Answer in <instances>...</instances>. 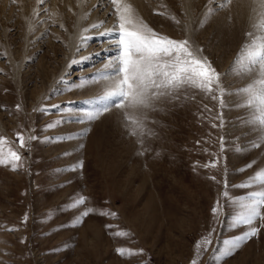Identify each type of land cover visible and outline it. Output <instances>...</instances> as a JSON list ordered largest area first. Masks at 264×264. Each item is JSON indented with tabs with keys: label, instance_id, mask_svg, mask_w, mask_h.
Wrapping results in <instances>:
<instances>
[{
	"label": "rangeland",
	"instance_id": "374dc122",
	"mask_svg": "<svg viewBox=\"0 0 264 264\" xmlns=\"http://www.w3.org/2000/svg\"><path fill=\"white\" fill-rule=\"evenodd\" d=\"M222 2L124 1L155 33L203 49L233 93L221 108L199 89H181L179 99L162 98L155 110H140L143 127L132 135L125 119L130 109L113 107L91 122L76 120L106 91V81H85L109 55L104 50L110 44L99 37L116 22L107 0H0V138H6L5 153L11 148L22 158L17 170L0 165V264H264L259 220L258 237L216 259L226 241L248 228L234 226L242 209L233 200L262 190L233 186L264 169V133L249 123L252 109L237 106L246 95L236 92L259 74H243L234 65L251 43L246 33L260 34L262 0H230L221 8ZM100 22L99 30L85 32ZM85 35L93 39L82 45ZM56 137L62 140L47 139ZM81 195L86 203L70 207ZM86 208L96 214L73 227ZM117 231L129 235H113ZM206 236L211 244L197 255L196 244ZM121 247L135 254L121 256Z\"/></svg>",
	"mask_w": 264,
	"mask_h": 264
},
{
	"label": "snow or ice",
	"instance_id": "6c2138e0",
	"mask_svg": "<svg viewBox=\"0 0 264 264\" xmlns=\"http://www.w3.org/2000/svg\"><path fill=\"white\" fill-rule=\"evenodd\" d=\"M43 2L44 0H38V3L42 4ZM212 2L213 0H209L210 5ZM107 3L114 9L110 16H115L116 22L111 29L100 32L99 37H103V42L110 44V47L104 50L109 55L106 56L107 62L103 69L85 81V83L106 81V91L103 95L88 101L93 105L92 110L78 115L77 122L96 120L113 107L126 108L132 112V114L126 112L125 119L133 126L131 134L135 135V129L143 127L142 120L137 115L140 110H155V103L162 98L179 99L177 93L185 88L199 89L213 100H219L221 108L226 106L224 97L233 93L228 92L222 86L220 83L221 74L212 67L206 57L201 55L203 49L194 48L188 39L174 40L155 33L135 16L132 6L124 3L123 0H107ZM227 3H230V0H223L219 7L222 8ZM261 7L264 8V0H262ZM212 12L213 8L209 7L207 14L211 15ZM103 23L93 24L90 29H85V32L98 29ZM256 27L260 34L253 36L252 32L246 33L247 36L252 37L251 43L242 47L234 65L240 66L243 69V74L258 72L259 75L246 87L236 90L237 94L246 95V100L242 102V105L237 106L252 109V119L249 123L264 133V19ZM92 39V36L85 35L81 38V44L86 45ZM52 107L59 108L60 106L53 105ZM55 126V124H49L47 127ZM16 135L20 146L25 147L24 137L20 133ZM31 139H36V137H31ZM47 139L62 140L61 137ZM261 141H264V135L261 136ZM5 143L6 138H0V165L10 164L12 170H17L22 158L11 148H8L5 153L3 148ZM259 146V142L251 144V148ZM253 163L250 162L243 170L252 167ZM82 166L81 161L79 167ZM212 166H215L214 162ZM72 170H75V167ZM253 185L262 186V190L251 191L245 197L233 200V203L238 204L242 209L234 217V226L246 225L248 228L240 236L225 242L227 247L216 257L217 261L232 256L248 240L258 237L261 228L254 226L257 220L261 221V227H264V211H262L264 210V169L258 170L253 177L248 179L247 183L233 187H251ZM225 187L227 188V184ZM224 196H228L227 191L224 192ZM86 201L87 197L81 195L72 202L70 207L78 208ZM212 211L215 214L217 208L214 207ZM90 214H96V209L86 208L82 211L75 217L73 227L82 224L84 218ZM98 214L116 215L105 211H100ZM26 220L27 216H25V222ZM106 227L110 228L111 225H106ZM8 230L16 231L18 229ZM113 235L126 237L129 234L117 231ZM209 244H211L210 236L198 241L196 244L197 255L200 254L203 246ZM116 251L121 256L135 254L133 250L123 247L117 248ZM140 251L142 252V250ZM191 264H197V261L193 260Z\"/></svg>",
	"mask_w": 264,
	"mask_h": 264
},
{
	"label": "bare ground",
	"instance_id": "6f19581e",
	"mask_svg": "<svg viewBox=\"0 0 264 264\" xmlns=\"http://www.w3.org/2000/svg\"><path fill=\"white\" fill-rule=\"evenodd\" d=\"M124 1H125V0H124ZM124 1H123V2H124ZM243 2H244V1H243ZM249 2H250V1H249ZM245 3H246V2H245ZM249 4H250V3H249ZM249 4H248V5H249ZM106 8H107V7H106ZM106 8H105V9H106ZM247 8H248V7H247ZM103 9H104V8H103ZM105 9H104V10H105ZM77 16H78V15H77ZM77 23H78V22H77ZM77 23H76V24H77ZM77 28H78V27L75 26V29H77ZM96 30H97V29H96ZM98 30H99V28H98ZM76 31H77V30H76ZM76 31H75V32H76ZM98 32H99V31H98ZM75 35H76V34H75ZM75 35H74V37H75ZM71 39H72V38H71ZM72 40H74V38H73ZM102 41H103V40H102ZM72 42L74 43V41H72ZM71 44H72V43H71ZM102 44H104V43L102 42ZM70 46H71V45H70ZM101 46H102V45H101ZM93 47H94V46H93ZM71 48H72V47H71ZM71 48H70V49H71ZM99 49H100V48H99ZM86 50H87V49H86ZM83 51H84V50H83ZM98 51H99V50H98Z\"/></svg>",
	"mask_w": 264,
	"mask_h": 264
}]
</instances>
